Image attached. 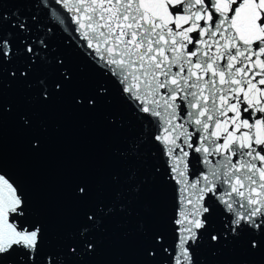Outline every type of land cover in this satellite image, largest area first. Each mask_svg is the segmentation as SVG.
<instances>
[{"label":"snow or ice","instance_id":"6c2138e0","mask_svg":"<svg viewBox=\"0 0 264 264\" xmlns=\"http://www.w3.org/2000/svg\"><path fill=\"white\" fill-rule=\"evenodd\" d=\"M15 3L0 0V264H96L120 217L133 221L137 264L264 256V0ZM6 88L21 102L6 105ZM69 95L114 137L118 168L103 183L75 176L74 220L57 225L5 153L4 117L39 159L42 113ZM146 193L162 212L135 213Z\"/></svg>","mask_w":264,"mask_h":264},{"label":"water","instance_id":"95a60500","mask_svg":"<svg viewBox=\"0 0 264 264\" xmlns=\"http://www.w3.org/2000/svg\"><path fill=\"white\" fill-rule=\"evenodd\" d=\"M17 6L15 0H9L6 11L15 10ZM56 30L62 33L59 26ZM90 80L89 75L81 82V87L87 86ZM22 98L21 90L10 92L5 89L6 105L19 103ZM72 103L69 95L42 113V118L49 126L50 143L45 155L39 159H31L24 154L23 135L7 112L4 117L5 153L21 162L33 181L38 203L48 211L52 222L57 225H71L74 220L76 209L68 193L75 176L87 172L103 183L118 168L110 154L114 137L103 126L101 118L74 109ZM131 207L138 215L144 214L146 209H151L153 213L162 212V208L156 204L150 193L133 201ZM165 210L171 214L170 197ZM132 227L133 221L124 217L108 226L107 232L100 237L102 248L96 264H137L141 259L138 245L134 237L128 234ZM202 256L207 264H234L240 259L231 254L214 257L207 249L202 250ZM245 259L250 264H264V256Z\"/></svg>","mask_w":264,"mask_h":264}]
</instances>
